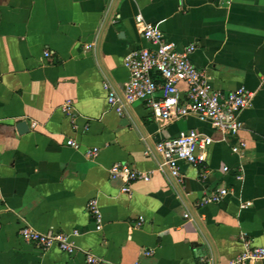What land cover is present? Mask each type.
Wrapping results in <instances>:
<instances>
[{
  "label": "crops",
  "instance_id": "crops-1",
  "mask_svg": "<svg viewBox=\"0 0 264 264\" xmlns=\"http://www.w3.org/2000/svg\"><path fill=\"white\" fill-rule=\"evenodd\" d=\"M137 14L178 49L194 44L213 87L254 91L238 133L221 141L194 115L156 121L146 101L123 114L109 105L103 83L121 94L125 55L151 47ZM190 129L216 141L203 164L180 163L177 183L152 150ZM115 162L150 179L113 178ZM220 186L221 201L202 203ZM25 225L76 231V252L26 242ZM241 235L264 247V0H0V264H226Z\"/></svg>",
  "mask_w": 264,
  "mask_h": 264
},
{
  "label": "built area",
  "instance_id": "built-area-1",
  "mask_svg": "<svg viewBox=\"0 0 264 264\" xmlns=\"http://www.w3.org/2000/svg\"><path fill=\"white\" fill-rule=\"evenodd\" d=\"M136 20L143 23V37L151 47L135 49L125 55L124 62L130 74L121 94L111 88L109 83H103L108 91L109 105L123 114L129 105L146 101L156 121L167 122L194 115L218 131L222 136L221 141L225 140L226 135L238 133L242 127L241 114L250 106L254 91L244 86L230 91L213 87L207 73L198 69L190 60V55L196 48L194 44L178 49L174 42L164 38L155 24L145 21L142 14H137ZM45 55L48 56L49 53L46 52ZM181 84H185L184 90L181 89ZM215 141L211 135L190 129L174 137L160 138L154 143L152 151L159 157V168H166L177 183H182L180 163L192 166L203 164L207 159L208 147ZM66 143L76 149L80 147L73 139H68ZM242 145L244 146L243 143ZM240 147L238 144L232 150L238 153ZM99 151L98 147H91L86 150V154L95 158ZM150 152L148 149L145 153ZM228 169V166L223 167V171ZM151 174L152 171H143L125 162H115L110 167L111 177H122L127 182L148 181ZM202 176L205 177V173ZM123 191L130 193V185H125ZM227 194L228 189L220 186L202 203L219 202ZM88 209L95 217L96 229L100 230L101 214L96 199L88 203ZM142 223L143 219H140L136 226ZM76 233H41L28 225L20 229V235L26 242L36 243L45 249L55 246L69 254L77 250L70 240V236ZM241 240L243 251L226 264H255L264 261V247L253 245L244 235H241ZM147 254H151V251ZM87 259L90 263L96 261L91 254H87ZM132 264L140 263L135 261Z\"/></svg>",
  "mask_w": 264,
  "mask_h": 264
},
{
  "label": "water",
  "instance_id": "water-1",
  "mask_svg": "<svg viewBox=\"0 0 264 264\" xmlns=\"http://www.w3.org/2000/svg\"><path fill=\"white\" fill-rule=\"evenodd\" d=\"M23 126H25V125L23 124Z\"/></svg>",
  "mask_w": 264,
  "mask_h": 264
}]
</instances>
